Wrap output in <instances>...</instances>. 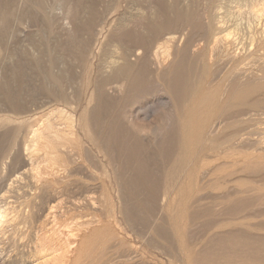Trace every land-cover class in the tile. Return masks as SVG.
I'll return each instance as SVG.
<instances>
[{"label":"rangeland","instance_id":"1","mask_svg":"<svg viewBox=\"0 0 264 264\" xmlns=\"http://www.w3.org/2000/svg\"><path fill=\"white\" fill-rule=\"evenodd\" d=\"M146 1H148V3L141 2V4L143 5L146 4L144 5V7L145 6L149 7L150 5H152L153 8H155L156 14L158 15L156 24L158 26L160 25V27L162 28V30L154 32L153 40L155 41L157 38H160V40L161 39L166 40V38H169L171 35L174 36L173 39L169 41L168 44L171 45L173 51L174 50L176 51L173 52L174 53L172 55L173 57L171 56L173 59L170 60L171 62L173 61V64L175 66H172L171 68L169 66V68L167 67V70L165 68L164 69L165 71H163V74L161 76L162 79L159 80L155 79V74H156L155 68L154 69H152V67L148 68L149 76H151L149 77L150 81L146 80L145 82H141L142 84H140L139 86L137 85L131 90H129L128 88L129 82L125 81L120 90H113L110 89V86H108L103 91L98 90L99 93H97L98 92L96 89L97 83H100L102 80L106 78V77L103 78L104 76L103 63L105 58L104 57L105 55L103 54L106 52H110L111 46L109 45L108 42H113L114 40H116L118 35L122 32L120 30H118V32L116 31V29H119L120 27L118 25L119 22L125 16H128L130 11L132 12V10L134 9L131 0H21V1L0 0V166H1L0 184L3 186L6 181L9 182L8 181L10 179L9 177H12L13 173L19 170L20 167H22L21 166L22 162L17 161L16 158H18L19 154L21 155L22 159L25 158V155L23 154L24 151L23 149L25 146V140H26L25 138L27 137L26 136L27 135L26 125H28L27 122L30 123L36 120L38 117L40 118L45 114V112H47L50 108L56 105H63L69 110L75 109L78 117L83 115V113H84V117L85 116L88 117L90 115L89 114L90 110L96 105V103L100 104L101 100L104 101L108 99L109 101H112L114 99L113 100L114 102H108L110 104V108L108 109V113L106 114V116L104 115L101 118L100 121L101 123L92 125L93 128L92 138L89 137L90 134H88L86 130H83L82 128L79 130L80 136L82 137L84 142L83 145H85L82 149L83 152L81 153L83 155L84 161H86V166L90 170H88L87 167H85V165L81 166L83 170L82 168L79 170L78 177L80 176L82 177V178L79 177L80 180L83 181L86 179V181L81 182L77 179L78 177L76 178V176H73L74 181L69 182V185L71 184V187L68 185V191L69 192L70 191L73 192L75 190L76 191L79 190V191L78 193L76 191L75 193L70 192L71 194L67 192L69 193V195L72 196L78 195L79 192H82V196H81L82 198L84 197L83 195L86 194L85 197L83 198V202L85 205L87 204L86 202L89 203L88 200L89 196L95 198L96 204L98 202L100 203V200H102L103 197L105 200L107 198L106 204L105 201L104 202L101 201L103 207L99 203L97 205L95 204L96 205L95 208H93V206L90 204L89 206H87L88 205L87 204L85 207L81 208V210L80 209H78L79 211L75 210L74 212H72V214L78 215V213L79 214L84 213V215H90V213L88 212L95 211V214L97 215L99 214L101 217L104 216L105 218L107 216V211L112 210L113 223L112 221L111 223L113 225L111 226L110 224V226L112 228V231H115L113 233H115L116 237L103 240L102 245L95 246L94 253L97 255V258L93 255L94 259L95 260L105 259V261H108V258H113L112 256L116 255V257H118L119 260H116L115 258H113V260L117 261L116 263L120 261L123 263L124 261L123 264H130V263L131 264H189L188 261L191 260L193 264H235V263L255 264L256 262L257 264H259L258 262L264 264V228H262L264 227L263 226L264 225L263 224L264 223V187H263L264 167L263 169L261 168L262 169L261 171L259 169L255 170L254 168L253 171L252 170L250 171V169H252L251 167L248 169L246 168L251 164L249 162L250 160H248L249 157L252 159L253 157H251V154L256 153L255 148L257 147V145L255 143L254 144L256 146L252 145L253 144L252 142H254L256 139L260 137L259 136L260 133H258L256 130L260 129L258 126L261 127L264 126L263 124L260 125V123H256L254 120V118H259L260 117L259 115L262 112H264V110L260 109L262 111L260 112V110L258 109L262 107L264 109V102H263L264 91L262 90V93L260 91L254 92L253 94L255 96L252 94L250 97H248L247 99L248 101L247 102L245 101L246 106H242L243 104L242 103L241 105H239L240 106L239 109H237L238 107L234 108L233 106H232L233 109H231L232 107H230L229 109L221 108L220 119L218 117L217 120H215L217 122L215 123L214 121L215 124H213L212 129H216L214 128V126L216 127L218 126L217 128L221 127L219 126L220 123H222L221 124L222 127L223 126L224 128L226 127L225 129L224 128L223 129H224V133L225 132L227 133L222 134L221 136L222 140L220 139L222 142L228 139V141L225 142L226 144L224 143L226 146L224 144H222L223 145L222 146L221 141L219 142L216 141L218 144L215 142L217 147L214 144L213 146H215L216 148L213 149V151L209 149L210 145L208 146V148L203 147L201 151L199 149V152L197 151L198 155L196 154V152L195 154L197 156L194 155L196 157V160L195 158H193L194 157L193 156L191 162L188 161L191 164L187 163L186 162L187 160H185L186 155L185 153H183L185 150L180 149L181 137L179 134V129H180L179 116L181 110L185 106L184 104L186 103L188 97L190 101L191 99L190 95L192 94L193 91L195 92V89H197L198 87L196 86L197 84L201 85L202 90L203 89L208 90L214 87L217 88L219 85H221L220 82L222 83L226 82L225 85H222L224 86L223 89L227 88L228 90H231L233 86V85L231 86V81H232L231 77L234 74L231 72V70H233L232 67L234 64L231 60H227V59L220 60V62L218 63L219 65L216 67V69L214 67L213 71H209V69L208 70L204 69L205 67H204L203 59H206L208 61L209 60L208 56H210L209 50L206 47H209L208 44H210L213 41L212 39H214L213 36L215 35V33L217 34L214 37H219L222 34H224L223 32H219V30H217L213 34L212 32L210 33V31H207V24L205 21L206 13L209 12L211 9H213L214 8L213 5L216 3L218 5H222L225 7L235 6L237 5L236 3H241L242 10H247L246 4L248 3V1L241 0L242 1L241 2L239 0L238 2L237 0V2H235L236 1L235 0L234 2H232L233 0H218V2L220 3H218L217 0L216 1L212 0L213 2L211 0H146ZM69 10L70 13L68 15L67 12ZM146 11H149V8H146ZM221 11H224V9H222ZM79 14L81 15V17ZM187 20H189L190 25H187L185 23ZM147 27L148 26H146L145 28ZM84 28L86 31H84ZM128 29L134 31L136 30L138 34L143 32V28L141 29L140 26L135 27L133 24H131ZM69 33H71V36L69 35ZM79 38H81V40ZM71 39L73 41H71ZM83 42L86 44V46L83 44ZM84 46L86 47L85 49ZM189 47L191 50L189 49ZM199 47L200 48L202 47L204 53H206L207 56L194 55L192 49L195 48L196 50L199 49ZM189 50L191 53L189 52ZM207 50L208 52H206ZM257 52L259 54L260 53L263 54L264 45L262 48L261 47L257 48ZM261 54L260 57H258V59L256 58V60L251 58L246 59L243 63V67L242 64L240 65V67L242 68L241 69L242 72L244 71L243 72L244 74H245V69H247L246 72H249L250 70L246 68L247 66L246 64L249 63L248 67L251 66L250 68L254 67L255 64L257 65L262 64V60L264 59L263 57L264 54L263 56ZM202 56H204V58H202ZM262 57L263 59H261ZM259 59L261 61H259ZM138 65L141 66L142 62L139 61L138 64H136L133 68L130 69L132 75L139 74L140 66ZM224 74L225 76L227 74L229 75L228 79L225 82L222 79L224 78L223 77ZM162 82L165 84V86L161 85ZM163 87L165 89H163ZM95 90L97 95L96 93L94 94ZM109 90L110 91L112 90L111 93ZM99 94L100 96H98ZM91 95H93V99H91ZM102 95L104 96L101 97ZM252 96L254 97L252 98ZM105 97H109V98H105ZM70 98H72L73 101ZM99 98H101V100ZM158 101L160 105L158 104ZM162 101L163 103H160ZM164 101L165 102L167 101L166 102L167 105H165L166 103H164ZM254 101L256 102V104ZM122 104L124 105L123 107ZM148 105L151 106L152 108L151 107L149 108ZM258 105H260L261 107L260 106L258 107ZM241 106L243 111L242 109H240ZM250 106L251 108H248ZM139 107L145 108L143 111H146V113H144L143 111L139 112L141 111V109H138ZM134 110L136 111L133 112ZM222 111H224V115L222 114ZM257 112H258L257 114L258 116L255 114ZM143 113L146 115L149 113L148 114L149 117L148 116L146 117V115L144 116ZM165 113L167 115H165ZM119 115L122 118V120L120 119ZM251 115L253 118L249 119ZM131 116L133 117L135 116L134 125L132 122H130L129 117ZM21 120H23L24 123L26 122L24 125L25 127L22 125ZM252 120H254V123H256L258 126L256 124L254 126L252 122L253 128L249 127L251 125ZM122 121H123V125H122ZM246 122H248V124ZM244 123L246 124V126L244 125ZM126 124L127 127H125ZM20 125H22L23 127ZM100 125L101 127L103 126V128H101ZM240 125H243V127H239ZM256 126L258 127V129ZM243 128H246L245 131ZM107 129L108 131H106ZM111 129L112 130L114 129V131L112 132ZM125 129H128L130 131L128 130L126 131ZM253 129H255V132L256 134H258V136L256 134H255L256 136L253 134L255 133L253 132L254 131ZM119 130L121 132L120 134H118ZM115 131H117L118 133ZM124 131H126L128 134ZM236 131L237 133H235ZM248 131H252L251 132L252 134ZM132 132H134L135 135H133L134 133ZM232 132H234L236 135L240 133L241 137L239 134L238 135L239 138L233 139L231 141L230 137L235 135L234 133H233L234 135L231 134ZM247 132L249 133V137L250 135L251 137L253 136L252 139L251 137L249 138L250 140H252V142L249 139H247L248 138ZM242 135L244 137H242ZM245 137L247 142H250L251 144L246 142V140L244 139ZM93 138L96 141L93 140ZM223 138L224 139L227 138V139L224 140ZM253 138H255V140ZM105 139L106 140L111 139L108 145L106 144ZM241 141L243 142L241 143ZM96 143H101L99 145H102V148H104V146L107 145V147L105 146V148L108 150H106L105 148L104 149L110 152L109 157L103 154L104 149L98 147ZM227 145H229L228 146L229 148L227 147ZM230 145L232 146V148L233 147L236 148L230 149ZM110 146H112V148H110ZM250 146H253L255 148ZM223 147L226 148L224 149ZM206 149H209L212 153H210L209 150L208 152ZM226 149H228V152L226 151ZM229 150L233 151L234 159L235 158L237 159L238 156L242 158V159L238 158L240 162V168H236L238 170H235L236 167L235 165H238L239 162L235 163L234 161L232 162L228 161L229 159L228 156L232 153V151L230 153ZM237 150L240 151L241 153L238 152ZM222 151H226L227 153L226 152L221 153ZM181 152L184 154V156L182 157L179 156L182 155ZM218 152L219 154H217ZM246 152H248V156L246 155L247 154ZM125 153L128 155H126ZM228 153L230 154L228 155ZM237 153L238 154L240 153L241 156L240 155L236 156ZM249 153L251 154L249 155ZM244 154L246 156H244ZM225 155H227V157ZM110 156L112 157L110 158ZM126 156H128V158L130 159L129 164L127 165V169L123 168L125 165H122L125 164L124 162L127 159ZM178 156L182 159L178 158ZM222 156H224L223 160H222ZM231 157L232 154L229 160H231ZM109 159L111 160V163H113L114 166L111 164L109 165V161H108ZM148 159L151 160V163L149 161H146ZM225 159L226 161H224ZM183 160H185L187 167ZM180 161L181 163L183 162L184 165L183 164L181 165ZM192 161H194L196 165L192 164ZM88 162L89 164H87ZM206 162L208 163L206 164ZM241 162H244V164L246 163V166ZM146 163L148 165H146ZM229 164H231L232 166ZM115 166L116 167L118 166V168H115ZM181 166L183 168L185 166V169H183ZM193 166H195V168L198 167V170L193 168ZM222 166L223 167L227 166V167L223 168ZM113 168H115L116 171ZM187 168L188 170H186ZM189 169L191 171L194 169L193 170L194 172L192 171L191 173ZM195 172H197V174L199 173V175L195 174ZM118 173L119 175H121V177L118 175ZM187 173H189L190 175L193 174V176H190ZM254 173H256L257 175ZM104 174L106 175L107 180H105L106 177ZM181 174L184 175L181 176ZM216 174L217 175L225 174V175H220V177H218ZM186 175L192 177L191 178L192 180L191 181L187 180V178L190 179V177ZM196 175H197V180L194 181V179H196L194 178V176L196 177ZM223 176H227L228 179L226 177L224 178ZM223 178L226 180L225 183L223 182L224 181ZM75 179H77L78 181ZM87 179L88 181H91L92 179L93 180L91 182H87ZM214 180L215 181L218 180L217 182L219 186L216 182H215V185L217 184L216 186L213 184ZM102 181L103 183H101ZM187 181L193 183L190 184ZM104 182L107 187H105ZM220 182L222 183L221 186L223 184L225 185L221 187ZM73 183L74 186H72ZM81 183H83L84 185L88 183V186L86 184V186L83 185L84 186L83 187ZM75 184H77V186ZM259 184L262 186L261 189L259 188L261 187L259 186ZM255 185L256 187L258 186L259 187L256 188ZM196 186H198V188ZM224 186H226V188H224ZM105 188L107 189L109 188L108 191ZM168 188L170 192L169 190L166 191V189ZM182 188L184 190L181 191ZM214 188L218 189V191L215 190ZM241 188L242 189L245 188L243 189V192ZM86 190L87 192H89V194L85 192ZM105 190L108 192V195L104 194L106 193ZM223 190L224 191L226 190L225 192L228 191V193L230 194L227 195L226 193H224ZM220 191H223L222 193L226 195H222ZM102 192L104 195L102 194ZM167 194L172 195L171 197L178 194L182 195V198L180 199V201H178L179 203L176 202L177 205L179 204L178 206L176 205L175 202L173 203L174 206H172V209L175 210V212L172 213L173 215H168L166 213L169 204V200L166 201L165 199L167 197ZM192 194H195L196 197H194V195ZM216 194L218 196H216ZM69 195L66 194V199L64 200L65 204L63 203V206L64 205L68 206L67 203L69 204V202L71 201L72 197ZM229 195L233 196V198L231 197L233 200L230 199ZM105 196L107 197L105 198ZM67 197H69V199ZM192 197H194V199ZM224 197L226 198L228 197L229 198V199L227 198L228 201ZM183 199L185 203L187 201L186 204L183 202ZM217 200L220 203H218ZM226 201L229 203H227ZM112 204L113 206L115 205V207H113ZM106 205L109 208H107ZM175 205L176 207L179 208H176ZM183 208L185 212L186 211L188 212L185 213ZM82 209H84L83 213H82ZM180 209L183 210L184 214ZM135 211H137V213ZM93 212L91 213V215L94 214ZM214 212L216 213L217 216L215 215ZM180 213L182 214L183 218L182 216H180ZM174 214L180 216L182 219L180 217L177 218V216L174 217ZM185 215H187L188 217L186 218ZM170 216H172L171 217L172 219H170ZM185 220L186 221L188 220L187 221L188 223H186ZM174 221L176 225H178V221H180L178 227L182 225L180 229H183L184 227L185 232L183 230H180L176 225H175L176 229L174 231L173 229L175 226L172 225V222L174 224ZM247 221L250 222L251 224L250 223L248 224ZM255 221H257L258 223H256ZM231 223L232 225H230ZM121 228L126 231L122 230ZM169 228L172 229L169 230ZM178 231L180 233H178ZM174 232L175 234H173ZM176 232L178 235L184 234L185 236V234L186 233L187 234L185 237L181 236L184 238L183 239L181 237H178L176 235ZM172 235L177 237H173ZM185 239H187V242H184L186 241ZM176 240L178 243L176 242ZM117 242L119 246H115L117 245L116 244ZM110 243L113 244L111 245ZM128 243H130V245ZM98 246L100 248H98ZM180 246L181 248H178ZM184 246L187 249L186 252L184 251L185 248ZM110 247L114 251V253H116L118 250L120 251L123 250L121 252L123 254V252L126 250L124 253L126 255L124 254L123 255L127 257H124L123 260H120L123 257L122 254L119 253L120 251L114 254L113 251L110 249ZM128 247L129 249H131L130 251H128L129 250ZM130 247H132L134 250ZM253 247L255 248V250ZM1 248H2V244H0V264H13V259L15 254L13 247L8 246L7 244L6 246L4 245L3 248L4 250ZM248 248L249 249L253 248V249L249 250ZM100 249L102 250L101 252H99ZM180 249H182V252L180 251ZM105 251H107V255L105 254L106 253ZM183 251L185 252V254L183 253ZM252 251H256V254H253ZM247 252H250L249 254L252 255L247 254ZM101 253H103V255ZM257 253L259 254V257H261L260 259L262 261L259 260V257L256 258L257 257L256 255H258ZM129 254L131 255L129 256ZM183 254L184 256H186V258L183 256ZM245 254H247L246 255L247 259L245 257ZM253 255L256 256L255 257L256 261H254L255 259L252 260L254 258ZM251 256L253 257L251 258ZM113 260L112 262L108 261L107 263L110 262L109 264H111L113 263ZM126 260L129 263H126L127 262ZM250 261H253L254 263ZM121 262L119 264H121ZM116 263L114 262V264Z\"/></svg>","mask_w":264,"mask_h":264},{"label":"bare ground","instance_id":"2","mask_svg":"<svg viewBox=\"0 0 264 264\" xmlns=\"http://www.w3.org/2000/svg\"><path fill=\"white\" fill-rule=\"evenodd\" d=\"M21 1V0H20ZM212 1V0H211ZM216 1V0H215ZM235 0H233L232 2H234ZM241 1V0H240ZM244 1V0H243ZM248 3L246 4L247 6V10H242V5L241 3H236L237 5L235 6H229V7H225L222 5H218L217 3L213 5V9H211L209 12L206 13L205 15V21L207 24V31H210V33L212 32L215 33L217 30H219V32H223L224 34H222L219 37H214L217 33H215V35L213 36L214 39H212L213 41L208 44L209 47H206L209 50L210 56L209 60L207 61L206 59H203L204 61V69L209 71H213V68L219 65L218 63L220 62V60H231L233 62V70H231V72L234 74L232 75V81H231V86L232 89L228 90L223 89L225 85V81L228 79L229 75L227 74L225 76L224 74V78L223 81L225 83L220 82L221 85H219L217 88H212V89H208V90H202L201 85L197 84L196 86L197 89H195V92L190 95L191 99L189 101V97L186 101V103L183 105L184 107L181 110L179 119H180V124H179V134L181 137V145H180V149L185 150L183 153H185V157L187 160L186 162L191 164V159L196 157L194 155H198L197 151L199 152V149L201 151V149L203 147L211 149L213 151V149H215L217 146L215 144L216 141H221L222 138V134H225L227 132L224 133V126L222 127V123H220L219 128H217L216 126H214V128L216 129H212L213 128V124H215L217 121V118L221 116V108H226L229 109L230 107H238L237 109H239V105L242 106H246L245 101L247 102L248 97H250L254 92L260 91L262 93V90L264 91V59H263V54H261L263 57L261 59L262 60V64L257 65L254 62V67L250 68L251 66L248 67L249 63L246 64V68L250 69L249 72H246L247 69H245V74L249 73V74H244L242 72V68L240 67V65L242 64L243 67V63L246 59L251 58L256 60V58L258 59V57H260V54L257 52V48H262L264 45V0H247ZM246 1V2H247ZM10 2V1H8ZM141 2H147L148 1H144V0H131V3H133L134 9L132 10V12L130 11L128 16H125L120 22H119V29H116V31L118 32V30L122 31L116 40H114L113 42H108L109 45L111 46L110 48V52H106L103 55H105L104 57V65H103V78L106 77L104 80H102L100 83H97L96 89L97 91H103L104 89H106L108 86H110V89L113 90H120L123 86V83L125 81L129 82L128 88L129 90L133 89L134 87H136L137 85L139 86L140 84H142L141 82H145L146 80H149V69L150 67H152V69L155 68V79L159 80L162 79L161 76L163 74V71H165L164 69L167 67L170 68L172 66H175L173 64V61L171 62L170 60H172L173 58V48L171 47V45H169V41H171L173 39L174 36H170L169 38H166V40L157 38L155 41L153 40L154 38V32L155 31H159L162 30V28L160 27V25L158 26L156 24L157 21V14H156V10L155 8H153L152 5H150L149 7H144V5L146 4H141ZM213 2V1H212ZM218 2V0H217ZM230 2V1H229ZM237 2V0L235 1ZM239 2V0H238ZM242 2V1H241ZM130 3V4H131ZM215 3V2H214ZM220 3V2H218ZM245 3V2H243ZM8 4V3H7ZM136 4V6H135ZM213 4V3H212ZM231 4V3H230ZM224 5V4H223ZM226 5V4H225ZM26 6V5H25ZM148 6V4H147ZM73 7V6H72ZM146 8H149V11H146ZM187 8V7H186ZM16 9V8H15ZM210 9V8H209ZM222 9H224V11H221ZM71 10V8H70ZM70 10L67 12L68 15L70 13ZM93 10V9H92ZM184 10V9H183ZM10 11V10H9ZM73 11V10H72ZM71 11V12H72ZM81 11V10H80ZM202 11V10H201ZM91 12V11H90ZM187 12V11H186ZM188 13V12H187ZM200 13V12H199ZM10 14V13H8ZM91 14V13H90ZM185 14V13H184ZM80 15V14H79ZM83 15V14H82ZM127 15V14H126ZM189 15V14H187ZM7 16V15H6ZM73 16V15H72ZM182 16V15H181ZM69 17V16H68ZM77 17V16H76ZM81 17V15H80ZM178 17V16H177ZM186 17V16H185ZM191 17V16H190ZM199 18V17H198ZM76 19V18H75ZM78 19V18H77ZM172 19V18H171ZM179 19V18H178ZM177 19V20H178ZM185 19V18H184ZM188 19V18H186ZM170 20V19H169ZM174 20V19H173ZM180 21V20H179ZM191 21V20H190ZM245 21V22H244ZM69 23V22H68ZM187 25L189 24V20H187L185 22ZM76 24V23H75ZM89 24V23H88ZM133 24L135 27L140 26L141 29L143 28V32L138 34L136 32V30H131L128 29L129 26ZM117 25V26H118ZM116 26V27H117ZM146 26H148L147 28H145ZM140 29V30H141ZM84 31L85 28H84ZM142 31V30H141ZM77 32V31H76ZM88 32V31H87ZM134 32V33H133ZM46 33V32H45ZM44 33V34H45ZM81 33V32H80ZM84 34V33H83ZM209 34V33H208ZM69 35L71 36V33H69ZM165 35V34H164ZM77 36V35H76ZM84 36V35H83ZM212 36V35H211ZM86 37V36H85ZM72 38V37H71ZM164 38V37H163ZM73 39V38H72ZM71 39V41H73ZM77 39V38H76ZM81 40V38H79ZM89 39V38H88ZM68 41V40H67ZM66 41V42H67ZM77 41V40H76ZM87 41V40H86ZM71 43V42H70ZM138 43V44H136ZM72 44V43H71ZM83 44L86 46V44L83 42ZM196 44V43H195ZM66 45V44H65ZM68 45V44H67ZM81 45V44H80ZM205 45V46H208ZM78 46V45H77ZM84 46V49L86 48ZM64 47V46H63ZM68 47V46H67ZM108 47V46H107ZM180 47V46H179ZM106 48V46H105ZM176 48V47H175ZM183 48V47H181ZM79 49V48H78ZM190 49V47H189ZM205 49V48H204ZM69 50V48H68ZM177 50V49H176ZM181 50V49H179ZM188 50V49H187ZM191 50V49H190ZM189 50V52H190ZM194 55L200 56V55H204L207 56L206 53H204V50L202 49V47L199 49H192ZM203 50V52H202ZM208 50L206 52H208ZM261 50V49H260ZM109 51V50H108ZM81 52V51H80ZM176 52V51H175ZM191 53V52H190ZM202 53V54H201ZM183 54V53H182ZM209 55V54H208ZM259 55V56H258ZM71 56V55H70ZM172 56V57H171ZM204 56H202V58H204ZM171 57V58H170ZM103 58V57H102ZM206 58V57H205ZM180 59V58H179ZM191 60V59H190ZM202 60V59H201ZM200 60V61H201ZM141 61L142 65H138L140 66L139 70V74L138 75H132L130 69L133 68L136 64H138V62ZM259 61H261L259 59ZM230 62V61H229ZM252 62V61H251ZM223 63V62H222ZM260 63V62H259ZM189 64V62H188ZM198 64V63H197ZM257 65V66H256ZM189 66V65H188ZM102 67V66H101ZM181 67V66H180ZM185 67V66H184ZM222 67V66H221ZM224 67V66H223ZM229 67V66H228ZM227 67V68H228ZM138 70V71H139ZM179 70V69H178ZM177 70V71H178ZM220 70V69H219ZM227 70V69H226ZM175 71V70H174ZM186 71V70H185ZM228 71V70H227ZM172 72V71H171ZM183 73V72H182ZM213 75V74H212ZM222 75V74H221ZM209 76V75H208ZM183 77V75H182ZM197 77V76H196ZM212 77V76H211ZM56 78V77H55ZM101 78V77H99ZM102 78V79H103ZM188 78V77H187ZM143 79V80H140ZM205 79V78H204ZM164 80V79H163ZM170 80V79H169ZM203 80V79H202ZM208 80V79H207ZM97 81V80H95ZM161 81V80H160ZM212 81V80H211ZM159 82V81H158ZM196 82V81H195ZM210 82V81H209ZM149 83V82H148ZM147 83V84H148ZM200 83V82H198ZM202 83V82H201ZM161 84V83H159ZM158 84V85H159ZM204 84V83H203ZM202 84V85H203ZM207 84V83H206ZM212 84V83H211ZM210 84V85H211ZM161 85L165 84L162 82ZM230 85V84H229ZM200 86V88H199ZM206 86V85H205ZM228 86V85H227ZM225 86V87H227ZM7 87V86H6ZM72 87V86H71ZM203 87V86H202ZM208 87V86H207ZM230 87V86H229ZM161 88V87H160ZM168 88V87H167ZM196 88V87H195ZM209 88V87H208ZM24 89V88H23ZM163 89H165L163 87ZM162 89V90H163ZM16 90V89H15ZM17 91V90H16ZM99 91L97 93H99ZM106 91V90H105ZM110 91V90H109ZM112 91V90H111ZM110 91V93H111ZM161 91V90H159ZM166 91V90H164ZM163 91V92H164ZM190 91V90H189ZM14 92V91H13ZM55 92V91H54ZM114 92V91H113ZM96 93V90L94 92V94ZM96 93V95H97ZM101 93V92H100ZM108 93V92H106ZM36 94V93H35ZM73 94V93H72ZM105 94V93H104ZM128 94V93H127ZM13 95V94H11ZM69 95V94H68ZM95 95V96H96ZM187 95V94H186ZM254 95V94H253ZM100 96V94L98 95ZM104 95H102L101 97H103ZM255 96V95H254ZM252 96V98L254 97ZM258 96V95H257ZM13 98V97H12ZM105 98H109V97H105ZM249 98V99H252ZM14 99V98H13ZM72 99V98H70ZM91 99H93V95H91ZM98 99V97H97ZM101 100V98H99ZM111 99V98H110ZM126 99V98H124ZM186 99V98H185ZM263 99V98H262ZM114 100V99H113ZM109 101L101 100V103L98 104L96 103V105L90 110V115L88 117H84V113L83 115H81L80 117L77 116L75 109L73 110H69L66 107H64L63 105H56L52 108H50L47 112H45V114L43 116H41L40 118L36 117L34 121L32 122H27L28 125H26L27 127V137L25 138V146H24V151L23 154L25 155V158L22 159L21 155H18L17 161L22 162L20 169L17 170L16 172L13 173L12 177H9L10 179L8 180L9 182H5L4 185L2 186L0 184V244H2V248H4V245L6 246L8 244V246L13 247L14 249V259H13V264H109L107 263L108 261L113 260V258H115L116 260H119L118 257L112 256L113 258H108V261H105V259H94L93 255L97 258V255L94 253V248L97 245H102L103 244V240L106 239H110L112 237H116L115 236V231H112L111 226L113 225V220H112V210H108L107 211V216L104 218L101 217L99 214H95V211L93 212L94 214L91 215L92 212H88L90 213V215H84L83 210L82 209V213L83 214H72V212H74L75 210L77 211L78 209L81 210V208L85 207L87 204V206L92 205L93 208H95V206L99 203L96 204V200L94 197H90L88 198L89 203L86 202L87 204L85 205L83 202V198L85 197L86 194H84L83 192V198L82 196V192H79L78 195H69L68 191V185L70 181H74V177L76 176V178L79 175V170L82 168L81 166H86V161H84L83 155L81 152H83V147L85 145H83V139L80 136L79 130L82 128L83 130H86L88 134H90V138H92L93 136V128L92 125H96L101 123V118L108 113V109L110 108V104L108 102H114V101ZM159 100V99H158ZM161 100V98H160ZM73 101V99H72ZM167 102V101H166ZM164 101V103H166ZM185 102V101H184ZM255 102V101H254ZM259 102V101H258ZM264 102V101H263ZM160 103H163L160 102ZM253 103V102H252ZM251 103V104H252ZM98 104V105H97ZM124 104V102H123ZM122 104V107L124 106ZM148 104V103H147ZM159 104V101H158ZM248 104V103H247ZM250 104V102H249ZM254 104V103H253ZM256 104V102H255ZM160 105V104H159ZM167 105V103L165 104ZM112 106V105H111ZM163 106V104H162ZM242 106L240 109H242ZM260 105H258L259 107ZM121 107V109H122ZM144 107V106H143ZM143 107H139L138 109H141L142 112L145 108ZM148 107L150 108L151 106L148 105ZM233 107L231 109H233ZM257 107V106H256ZM261 107V106H260ZM152 108V107H151ZM155 108V107H154ZM157 108V107H156ZM245 108V107H243ZM248 108H251L248 107ZM254 108V107H253ZM223 109V110H224ZM259 110L263 109L262 108H258ZM147 110V109H146ZM174 110V109H173ZM255 110V109H254ZM129 111V110H128ZM127 111V112H128ZM136 110H134L133 112H135ZM227 111V110H226ZM225 111V112H226ZM241 111V110H240ZM243 111V109H242ZM120 112V111H119ZM131 112V111H130ZM144 113H146V111H143ZM148 112V111H147ZM177 112V111H176ZM260 112H262L260 110ZM118 113V112H117ZM129 113V112H128ZM132 113V112H131ZM143 113V114H144ZM170 113V111H169ZM178 113V112H177ZM87 114V113H86ZM149 114V113H148ZM144 114V116L146 115V117L149 115ZM222 114L224 115V111H222ZM256 115L258 114L255 113ZM254 114V115H255ZM126 115V114H125ZM165 115H167L165 113ZM177 115V114H176ZM222 115V116H223ZM226 115V113H225ZM264 112H262L259 116V118H254L256 123H260L264 125ZM39 116V115H38ZM258 116V115H257ZM120 117V115H119ZM135 117V116H134ZM133 116L129 117L130 122L133 123L134 125V118ZM168 117V116H167ZM138 118V117H137ZM224 118V117H223ZM253 118L252 115L251 117H249V119ZM88 119V120H87ZM118 119V118H117ZM120 119L122 120V118L120 117ZM146 119V118H145ZM226 119V118H225ZM230 119V118H229ZM248 119V120H249ZM114 120V119H113ZM120 120V121H121ZM231 120V119H230ZM238 120V119H237ZM246 120V119H244ZM254 120L251 121V125L249 127L253 128V125L255 126L256 123H254ZM23 120H21L22 125L24 126L25 123ZM105 121V120H104ZM117 121V120H116ZM129 121V120H128ZM215 121V123H214ZM219 121V120H218ZM223 121V120H222ZM242 121V120H241ZM136 122V121H135ZM170 122V121H167ZM253 122V125H252ZM20 123V124H21ZM112 123V122H111ZM121 123V122H119ZM125 123V122H124ZM235 123V121H234ZM248 124V122H246ZM151 124V123H150ZM171 124V123H170ZM242 124V123H240ZM250 124V122H249ZM20 125V126H22ZM102 125V124H101ZM100 125V127H101ZM104 125V124H103ZM115 125V124H114ZM122 125H123V121H122ZM129 125V124H128ZM136 125V124H135ZM224 125V124H223ZM227 125V123H226ZM233 125V124H232ZM231 125V126H232ZM239 125V124H238ZM244 125L246 126V124L244 123ZM257 125V124H256ZM19 126V127H20ZM22 126V127H23ZM111 126V125H109ZM229 126V125H228ZM258 126V125H257ZM256 126V127H257ZM18 127V128H19ZM25 127V126H24ZM95 127V126H94ZM124 127V126H123ZM127 127V124L126 126ZM129 127V126H128ZM239 127H243V125H240ZM258 127L260 129H258ZM256 130L259 134V138L255 140V138H253L255 141L252 142V140H250L249 138V133L248 132H255V129H253L252 131H248V138L254 145L257 147H253L255 148V152L256 153H249V155L251 154V157H253L252 159L249 157L248 160H250L249 162L251 163L250 166H247L246 168H252L250 169V171L252 170H256L259 169L260 171L263 169L264 167V126H258ZM103 128V126L101 127ZM111 128V127H109ZM108 128V129H109ZM120 128V126H119ZM224 128V129H223ZM236 128V127H234ZM248 128V126H247ZM251 128V129H252ZM255 128V127H254ZM20 129V128H19ZM108 129L106 131H108ZM118 129V128H117ZM231 129V128H230ZM233 129V128H232ZM244 131L246 128H243ZM112 130V129H111ZM124 130V128H123ZM126 131L128 129H125ZM133 130V129H132ZM176 130V129H175ZM20 131V130H19ZM114 131V129L112 130V132ZM124 131V132H126ZM130 131V130H128ZM146 131V130H145ZM92 132V133H91ZM99 132V131H98ZM117 132V131H115ZM144 132V130H143ZM222 132V133H221ZM239 132V131H238ZM107 133V132H106ZM105 133V134H106ZM110 133V132H109ZM118 133V132H117ZM120 130L119 133L120 134ZM127 133V132H126ZM134 133V132H132ZM234 132H232L231 134H233ZM237 133V131L235 132ZM234 133V134H235ZM242 133V131H241ZM245 133V132H244ZM246 133V135H247ZM98 134V133H97ZM100 134V133H99ZM128 134V133H127ZM233 134V135H234ZM240 134V133H239ZM239 134H235L234 136L230 137V140L232 141L233 139H237L239 138ZM252 134V133H251ZM254 135L256 134L253 133ZM87 135V134H86ZM109 135V134H108ZM112 135V134H111ZM117 135V134H116ZM135 135V133L133 134ZM228 135V134H227ZM244 135V134H243ZM242 135V137H244ZM258 136V134H256ZM255 135V136H256ZM99 137V136H98ZM134 137V136H133ZM227 137V136H226ZM241 137V134H240ZM253 137V136H252ZM251 137V139H252ZM95 138V137H94ZM93 138V140H95ZM104 138V137H103ZM109 138V137H107ZM121 138V137H120ZM130 138V137H129ZM228 138V137H227ZM225 138V139H227ZM118 139V138H117ZM157 139V138H156ZM221 139V140H220ZM224 139V138H223ZM224 139V140H225ZM246 140V137L244 138ZM106 140V139H105ZM111 140V139H110ZM110 140H106V144L108 145V143L110 142ZM139 140V139H138ZM136 140V141H138ZM96 141V140H95ZM104 141V139H103ZM114 141V140H113ZM227 140H225L224 142L221 141V145L224 144ZM240 141V140H239ZM244 141V140H243ZM241 141V143L243 142ZM115 142V141H114ZM247 142V140H246ZM103 143V142H102ZM118 143V141H117ZM171 143V142H170ZM217 143V142H216ZM228 143V142H227ZM231 143V142H230ZM229 143V144H230ZM240 143V144H241ZM250 143V142H247ZM256 145H255V144ZM98 147L102 148V145H99L101 143H96ZM113 144V142H112ZM127 144V143H126ZM139 144V143H137ZM136 144V145H137ZM215 144V146H213ZM218 144V143H217ZM226 144V143H225ZM224 144V145H225ZM233 144V143H232ZM231 144V145H232ZM239 144V145H240ZM251 144V143H250ZM105 145V144H104ZM107 145H105L107 147ZM125 145V144H124ZM171 145V144H170ZM230 145V149L236 148ZM235 145V144H234ZM23 146V145H22ZM104 146V148H105ZM128 146V145H127ZM138 146V145H137ZM207 146V147H206ZM223 146V145H222ZM226 146V145H225ZM229 145H227L228 147ZM124 147V146H123ZM249 147V148H250ZM102 148V149H104ZM110 148H112V146H110ZM224 148V147H223ZM226 148V147H225ZM224 148V149H225ZM229 148V147H228ZM106 149V148H105ZM104 149V155L108 156L110 155L109 151H106L108 149L105 150ZM209 149H206L207 151ZM222 149V148H220ZM251 149V148H250ZM82 150V151H81ZM86 150V149H84ZM114 150V149H113ZM138 150V149H137ZM166 150V149H165ZM240 150V149H239ZM248 150V149H247ZM252 150V151H254ZM112 151V150H111ZM125 151V150H124ZM210 151V150H209ZM208 151V152H209ZM219 151V150H217ZM226 151L228 152V149H226ZM226 151H222L226 152ZM230 153L232 150H229ZM235 151V150H234ZM238 151V150H237ZM250 151V150H249ZM103 152V151H102ZM101 152V153H102ZM115 152V151H114ZM136 152V151H134ZM138 152V151H137ZM141 152V151H140ZM180 152V151H179ZM181 152V153H182ZM196 152V154H195ZM215 152V151H214ZM226 152V153H227ZM240 152V151H238ZM131 153V152H130ZM182 153V155H179L180 157L184 156V154ZM203 153V152H202ZM205 153V152H204ZM210 153H212L210 151ZM228 153V155L230 154ZM241 153V152H240ZM240 153L236 154L240 155ZM247 156H248V152H246ZM119 154V153H118ZM126 154V153H125ZM138 154V153H137ZM219 154V152L217 153ZM216 154V155H217ZM232 154L231 160L230 156ZM229 156H228V161H234L239 162L238 158L241 157H237V159H234V155H233V151ZM235 154V153H234ZM128 155V154H126ZM139 155V154H138ZM196 155V156H197ZM244 154V156H246ZM93 156V155H92ZM131 156V155H130ZM136 156V155H135ZM178 156V158H180ZM194 156V157H193ZM220 156V155H219ZM227 157V155H225ZM241 156V155H240ZM107 157V158H108ZM112 156H110L111 158ZM127 159L124 162L125 165L123 168L127 169V165L129 164L130 159L128 158V156H126ZM193 157V158H192ZM222 156V160H223ZM243 157V155H242ZM116 158V157H115ZM139 158V157H138ZM151 158V157H150ZM246 158V157H245ZM15 159V160H16ZM141 159V158H140ZM182 159V158H180ZM179 159V160H180ZM234 159V160H233ZM242 159V158H241ZM240 159V160H241ZM123 160V159H122ZM185 160L184 163H185ZM194 160V161H195ZM92 161V160H91ZM109 165H113V163H111V160L109 159ZM116 161V160H115ZM134 161V160H133ZM138 161V160H137ZM149 161L151 163V160H146ZM182 161V160H181ZM180 161V163H181ZM190 161V162H188ZM192 161V164H195V162ZM226 161V159L224 160ZM8 162V161H7ZM6 162V163H7ZM85 162V163H84ZM113 162V161H112ZM194 162V163H193ZM233 162V165H234ZM247 162V163H249ZM2 163V162H1ZM116 163V162H115ZM208 162H206L207 164ZM244 164V162H241ZM89 164V162L87 163ZM103 164V163H102ZM117 164V163H116ZM183 164V162L181 163V165ZM188 164V166H189ZM4 165V163H3ZM104 165V164H103ZM118 165V164H117ZM146 165H148L146 163ZM184 165V164H183ZM186 167L187 164L185 163ZM196 165V164H195ZM231 165V164H229ZM239 165V167H238ZM238 165H235V170H238L236 168H240V162L238 163ZM246 166V163L244 164ZM249 165V164H248ZM90 166V165H89ZM114 166V165H113ZM120 166V165H119ZM139 166V165H138ZM232 166V165H231ZM242 166V164H241ZM1 167V166H0ZM91 167V166H90ZM143 167V166H142ZM182 167V166H181ZM192 167V166H191ZM197 167V166H196ZM223 167V166H222ZM225 167V166H224ZM223 167V168H224ZM227 167V166H226ZM225 167V168H226ZM244 167V166H243ZM5 168V167H4ZM106 168V167H105ZM115 168H118V166ZM113 168L115 171L116 169ZM149 168V167H147ZM146 168V169H147ZM183 168V167H182ZM193 168H195V166H193ZM229 168V167H228ZM242 168V167H241ZM254 168V169H253ZM262 168V169H261ZM88 169V167H87ZM185 169V166L184 168ZM192 169V168H190ZM189 169V170H190ZM198 170V167L195 168ZM234 169V168H232ZM245 169V168H244ZM246 169V170H247ZM83 170V168H82ZM90 170V169H88ZM119 170V169H118ZM182 170V169H181ZM188 170V168L186 169ZM194 170V169H193ZM192 170V171H193ZM264 170V169H263ZM95 171V170H94ZM97 171V170H96ZM114 171V172H115ZM139 171V170H138ZM147 171V170H146ZM184 171V170H183ZM191 171V170H190ZM189 171V172H190ZM191 171V173H192ZM233 171V170H232ZM241 171V170H239ZM258 171V170H257ZM82 172V171H81ZM91 172V171H90ZM123 172V171H122ZM185 172V171H184ZM194 172V171H193ZM199 172V171H198ZM264 172V171H263ZM109 173V172H108ZM116 173V172H115ZM142 173V172H141ZM186 173V172H185ZM200 173V172H199ZM199 173L197 174V172H195V174L199 175ZM234 173V172H233ZM253 173V172H252ZM121 174V173H120ZM189 174V173H187ZM194 174V175H195ZM219 174V173H217ZM216 174V175H217ZM256 174V173H254ZM253 174V175H254ZM258 174V172H257ZM256 174V175H257ZM105 175V174H104ZM103 175V176H104ZM119 175V173H118ZM184 174H181V176H183ZM190 175V174H189ZM186 175V176H189ZM197 175L196 177L194 176V181L197 180ZM215 175V172H214ZM220 175H225V174H220ZM220 175H217L218 177H220ZM232 175V174H231ZM11 176V175H10ZM84 176V175H83ZM121 177V175H119ZM126 176V175H125ZM124 176V177H125ZM190 176H193L190 175ZM189 176V177H190ZM73 177V178H72ZM80 177V176H79ZM79 177L77 178L79 181L84 182L85 180H80ZM85 177V176H84ZM106 177V175H105ZM199 177V176H198ZM203 177V176H202ZM224 178L227 176H223ZM82 178V177H80ZM96 178V177H95ZM102 178V177H101ZM109 178V177H108ZM139 178V177H138ZM159 178V177H158ZM185 178V177H184ZM192 177H190V179L187 178V180H192ZM222 178V177H221ZM223 178V179H224ZM75 179V180H77ZM217 179V178H216ZM219 179V178H218ZM228 179V178H227ZM77 180V181H78ZM90 180V179H89ZM93 180V179H92ZM91 180V181H92ZM102 180V179H101ZM105 180H107V177L105 178ZM104 180V181H105ZM129 180V179H128ZM132 180V179H131ZM145 180V179H144ZM175 180V179H174ZM220 180V179H219ZM88 181L87 182H91ZM118 181V179H117ZM124 181V179H123ZM204 181V180H203ZM212 181V180H211ZM218 181V180H217ZM214 180V185L215 182L218 184V182ZM223 181V180H221ZM94 182V181H93ZM135 182V181H134ZM167 182V181H166ZM188 182V181H187ZM186 182V183H187ZM224 183L226 182V180L224 179L223 181ZM99 183V181H98ZM103 183V181L101 182ZM109 183V182H108ZM140 183V182H139ZM163 183V182H162ZM168 183V182H167ZM178 183V182H177ZM176 183V185H177ZM180 183V182H179ZM188 183H193V182H188ZM195 183V182H194ZM199 183V181H198ZM252 183V182H251ZM249 183V184H251ZM79 184V182H78ZM82 186L84 185L83 183H81ZM88 186V183H86ZM86 184L84 186H86ZM94 184V183H91ZM97 184V182H96ZM105 184V182H104ZM111 184V183H110ZM189 184V185H190ZM196 184V183H195ZM210 184V183H209ZM216 184V185H217ZM221 182H220V186H221ZM227 184V183H226ZM241 184V182H240ZM77 186V184H75ZM181 185V184H180ZM188 185V186H189ZM215 185V186H216ZM225 185V184H223ZM223 185L221 187H223ZM244 185V184H242ZM246 185V184H245ZM71 187V184L69 185ZM74 186V183L73 185ZM83 186V187H84ZM111 186V185H110ZM195 186V185H194ZM200 186V185H199ZM219 186V184H218ZM248 186V184H247ZM246 186V187H247ZM253 186V185H252ZM259 186H261L259 184ZM258 186V187H259ZM79 187V186H78ZM104 187V186H103ZM102 187V188H103ZM105 187L106 184H105ZM120 187V185H119ZM136 187V185H135ZM198 188V186H196ZM213 187V186H212ZM228 187V185H227ZM239 187V184H238ZM241 187V185H240ZM256 187V185H255ZM256 187V188H258ZM264 187V186H263ZM76 188V187H75ZM87 188V187H86ZM99 188V187H98ZM177 188V187H176ZM175 188V189H176ZM184 188V187H183ZM181 189L184 190V189ZM189 188V187H188ZM200 188V187H199ZM220 188V187H219ZM224 188H226V186H224ZM223 188V189H224ZM260 189L262 188L259 187ZM77 189V188H76ZM84 189V188H83ZM104 189V188H103ZM107 191L108 189L105 188ZM154 189V188H153ZM180 189V188H179ZM178 189V191H179ZM205 189V188H204ZM215 189V188H214ZM213 189V190H214ZM239 189V188H236ZM242 189V188H241ZM245 189V188H243ZM242 189V192H243ZM78 190V189H77ZM94 190V189H93ZM105 190V191H106ZM129 190V189H128ZM168 189H166V191H168ZM174 190V189H173ZM218 191V189H215ZM222 190V189H221ZM227 190V189H226ZM225 190V191H226ZM76 191V190H75ZM75 191L71 192V193H75ZM79 191V190H78ZM78 191H76L78 193ZM82 191V190H81ZM84 191V190H83ZM103 191V190H102ZM104 191V192H105ZM106 191V193H104L105 195H108V192ZM119 191V190H118ZM224 191V190H223ZM223 191H220L221 193ZM227 195L230 194L227 192H225ZM232 191V190H231ZM249 191V190H248ZM69 192V193H67ZM86 193L89 194V192H87V190L85 191ZM123 192V191H122ZM121 192V193H122ZM170 192V190H169ZM168 192V193H169ZM211 192V191H210ZM230 192V191H229ZM70 193V194H71ZM76 193V194H77ZM81 193V194H80ZM178 193V192H177ZM188 193V192H187ZM186 193V194H187ZM232 193V192H231ZM237 193V192H236ZM253 193V192H252ZM66 194H68L69 196L72 197L71 201L69 202V204L67 203L68 206H63L64 200L66 199ZM87 194V195H88ZM91 194V193H90ZM93 194V193H92ZM103 194V192H102ZM101 194V195H102ZM103 194V195H104ZM149 194V192H148ZM173 194V193H170ZM206 194V193H205ZM223 194L222 195H226ZM238 194V193H237ZM247 194V193H246ZM262 194V193H261ZM95 195V194H94ZM195 196V194H192ZM191 195V196H192ZM240 195V194H239ZM237 195V196H239ZM263 195V194H262ZM111 196V195H110ZM172 195H168L165 198L166 201L169 200V204H168V208L166 213L168 215H173L172 213L175 212L174 209H172L173 203L180 201V199L182 198L181 194L175 195L173 197H171ZM186 196V195H185ZM216 196H218L216 194ZM221 196V194H220ZM230 199L233 198V196L229 195ZM228 196V197H229ZM70 197V198H71ZM107 196H105L106 198ZM187 197V196H186ZM185 197V198H186ZM194 197H192L194 199ZM223 197V196H222ZM227 197V198H228ZM232 197V198H231ZM235 197V196H234ZM242 197V196H241ZM246 197V196H244ZM69 199V197H67ZM184 198V199H185ZM200 198V197H199ZM225 199H227L226 197H224ZM237 198V197H236ZM86 199V198H85ZM98 199V197H97ZM104 197L102 198V200H100L101 204L102 202L105 201V204L107 203V198L106 200L104 199ZM113 199V198H112ZM183 199V202L185 203ZM191 199V197H190ZM207 199V198H206ZM218 199V198H217ZM229 199V198H228ZM227 199V201H228ZM263 199V198H262ZM187 200V199H186ZM220 200V199H219ZM222 200V199H221ZM233 200V199H232ZM241 200V199H240ZM69 201V200H68ZM102 201V202H101ZM111 201V200H110ZM190 201V200H188ZM218 201V200H217ZM216 201V202H217ZM226 201V202H227ZM230 201V200H229ZM257 201V200H256ZM115 202V201H113ZM182 202V203H183ZM205 202V201H204ZM225 202V201H224ZM223 202V203H224ZM168 203V202H167ZM176 203V205H177ZM187 203V201H186ZM185 203V204H186ZM190 203V202H189ZM218 203H220L218 201ZM229 203V202H227ZM226 203V204H227ZM65 204V203H64ZM96 204V205H95ZM115 204V203H113ZM112 204V206H113ZM207 204V203H206ZM103 204H101L102 206ZM109 205V204H108ZM175 205V207H176ZM179 205V204H178ZM177 205V206H178ZM183 205V204H182ZM189 205V204H187ZM205 205V204H204ZM217 205V204H215ZM231 205V204H230ZM91 206V207H92ZM107 206V205H106ZM166 206V205H165ZM213 206V204H212ZM90 207V208H91ZM98 207V206H97ZM100 207V206H99ZM103 207V206H102ZM115 207V205L113 206ZM128 207V206H127ZM174 207V208H175ZM182 207V206H180ZM184 207V206H183ZM260 207V206H259ZM107 208H109L107 206ZM164 208V207H163ZM166 208V207H165ZM179 208V207H176ZM175 208V209H176ZM211 208V207H210ZM87 209V208H86ZM89 209V207H88ZM101 209V208H100ZM105 209V208H104ZM133 209V208H132ZM152 209V208H151ZM98 210V209H95ZM107 210V209H106ZM124 210V209H123ZM166 210V209H165ZM179 210V209H178ZM181 210V209H180ZM184 210V208H183ZM183 210L182 213H183ZM188 210V209H186ZM216 210V209H215ZM79 211V210H78ZM90 211V210H88ZM121 211V210H120ZM119 211V212H120ZM129 211V209H128ZM131 211V210H130ZM219 211V210H218ZM215 211V212H218ZM222 211V210H220ZM229 211V210H228ZM101 212V211H99ZM103 212V211H102ZM137 213V211H135ZM180 212V211H179ZM178 212V213H179ZM185 212V210H184ZM188 212V211H186ZM185 212V213H186ZM214 212V213H215ZM76 213V212H75ZM81 213V211H80ZM87 213V214H88ZM98 213V212H97ZM105 213V211H104ZM133 213V212H132ZM253 213V212H252ZM123 214V212H122ZM139 214V213H138ZM184 214V213H183ZM188 214V213H187ZM204 214V213H203ZM220 214V213H219ZM218 214V215H219ZM134 215V214H133ZM179 215V214H178ZM216 215V213H215ZM177 216L174 214V217ZM180 216H182V214L180 213ZM180 216H177V218H179ZM186 218L188 217L187 215H185ZM217 216V215H216ZM117 217V216H116ZM133 217V216H131ZM172 216H170V219ZM224 217V216H223ZM107 218V219H106ZM181 218V217H180ZM183 218V216H182ZM181 218V219H182ZM231 218V217H230ZM236 218V217H235ZM254 218V217H253ZM126 219V218H125ZM180 219V220H181ZM232 219V218H231ZM184 220V219H183ZM250 220V219H249ZM112 221V223H111ZM117 221V220H116ZM186 221V220H185ZM184 221V222H185ZM188 221V220H187ZM186 221V223H188ZM246 221V220H245ZM252 221V219H251ZM254 221V220H253ZM142 222V221H141ZM178 221V225H179ZM197 222V221H196ZM248 222V221H247ZM256 223H258L257 221H255ZM238 223V222H237ZM250 222H248L249 224ZM263 223V222H262ZM111 224V226H110ZM121 224V223H120ZM136 224V223H135ZM145 224V223H144ZM154 224V223H153ZM199 224V223H197ZM241 224V223H240ZM247 224V225H248ZM251 224V223H250ZM261 224V223H260ZM264 224V223H263ZM142 225V223H141ZM171 225V224H170ZM169 225V226H170ZM172 225H176L175 221L174 224L172 222ZM178 225H176L178 227ZM185 225V224H184ZM183 225V226H184ZM187 225V224H186ZM232 225V223L230 224ZM236 225V224H235ZM234 225V226H235ZM243 225V223H242ZM123 226V225H122ZM173 226V227H174ZM176 226L174 227V231L176 229ZM188 226V225H187ZM241 226V225H240ZM253 226V225H252ZM264 226V225H263ZM117 227V226H116ZM120 227V226H119ZM139 227V226H138ZM144 227V226H143ZM151 227V226H150ZM172 227V228H173ZM182 227V225L180 226ZM180 227H178L180 229ZM245 227V225H244ZM249 227V226H248ZM247 227V228H248ZM118 228V227H117ZM124 228V227H122ZM121 228V229H122ZM161 228V227H160ZM171 228V229H172ZM186 228V226H185ZM258 228V227H257ZM264 228V227H262ZM115 229V228H113ZM135 229V228H134ZM144 229V228H143ZM167 229V228H166ZM169 228V230H171ZM178 229V230H179ZM261 229V227H260ZM124 230V229H122ZM154 230V229H153ZM184 231V227L183 229H180ZM179 230V231H180ZM203 230V229H202ZM217 230V229H216ZM227 230V229H226ZM236 230V229H235ZM252 230V229H251ZM259 230V229H258ZM126 231V230H124ZM123 231V232H124ZM157 231V230H156ZM164 231V230H163ZM177 231V230H176ZM178 231V233H180ZM187 231V229H186ZM138 232V231H137ZM185 232V231H184ZM260 232V231H259ZM171 233V232H170ZM182 233V232H181ZM119 234V233H118ZM117 234V236H118ZM164 234V233H163ZM175 234V232L173 233ZM187 234V233H186ZM185 234V236H186ZM121 235V234H120ZM176 235L178 237L184 236L181 234H177ZM210 235V234H209ZM173 236V235H172ZM177 236H173V237H177ZM184 236V237H185ZM244 236V235H242ZM236 237V236H235ZM151 238V237H150ZM183 238V237H181ZM142 239V238H141ZM177 239V238H176ZM184 239V238H183ZM124 240V239H123ZM175 240V239H174ZM182 240V239H181ZM187 242V239H185ZM110 242V241H109ZM121 242V241H120ZM126 242V241H125ZM148 242V241H147ZM177 242V240H176ZM233 242V241H232ZM145 243V242H144ZM178 243V242H177ZM176 243V244H177ZM242 243V242H241ZM251 243V242H250ZM111 244V243H110ZM113 244V243H112ZM111 244V245H112ZM117 245L115 246H119L118 242L116 243ZM130 245V243H128ZM184 244V243H183ZM186 244V243H185ZM188 244V243H187ZM106 245V244H104ZM128 245V246H129ZM132 245V244H131ZM134 245V244H133ZM227 245V244H226ZM109 246V245H108ZM186 246V245H185ZM184 246V247H185ZM225 246V245H223ZM235 246V244H234ZM259 246V245H258ZM122 247V246H121ZM135 247V246H134ZM98 248H100L98 246ZM102 248V247H101ZM104 248V246H103ZM109 248V247H107ZM132 248V247H130ZM178 248H181L178 247ZM240 248V247H239ZM242 248V247H241ZM246 248V247H245ZM254 248V247H253ZM253 248H248L249 250L253 249ZM111 249V247H110ZM114 249V248H113ZM117 249V248H116ZM120 249V248H119ZM129 249V247H128ZM133 249V248H132ZM226 249V248H225ZM4 250V249H3ZM7 250V249H6ZM10 250V249H9ZM8 250V251H9ZM112 250V249H111ZM110 250V251H111ZM131 249H129L128 251H130ZM134 250V249H133ZM178 250V249H177ZM186 247L184 248V251L186 252ZM238 250V249H237ZM240 250V249H239ZM255 250V248H254ZM12 251V250H11ZM102 250L100 249L99 252H101ZM113 251V250H112ZM120 251V250H118ZM117 251V252H118ZM123 251V250H122ZM122 251H120L119 253H121ZM126 251V250H125ZM125 251L123 252V254L125 253ZM180 251L182 252V249H180ZM183 251V253L185 254V252ZM236 251V250H235ZM248 251V250H247ZM258 251V249H257ZM106 255H107V251H105ZM116 252V253H117ZM134 252V251H133ZM234 252V250H233ZM246 252V249H245ZM253 254H256V251H252ZM255 252V253H254ZM104 253V252H103ZM103 253H101L103 255ZM114 253V251H113ZM114 253V254H116ZM127 253V252H126ZM229 253V252H228ZM236 253V252H235ZM244 253V252H242ZM250 252H247V254H249ZM260 253V251H259ZM122 254V253H121ZM120 254V255H121ZM122 254V259L123 260L124 256L126 254L123 255ZM183 254V256H184ZM188 254V253H186ZM245 254V257L246 255ZM258 254V253H257ZM100 255V253H99ZM113 255V254H111ZM131 254H129L130 256ZM241 255V254H240ZM252 255V254H249ZM118 256V254H117ZM128 256V258H129ZM189 256V255H188ZM244 256V254H243ZM254 258L252 260L259 257L258 255H253ZM251 256V258L253 257ZM100 257V256H98ZM110 257V256H109ZM120 257V258H121ZM132 257V256H131ZM142 257V256H141ZM186 258V256H184ZM184 258V259H185ZM196 258V257H195ZM230 258V257H228ZM261 257H259V260ZM133 259V258H132ZM247 259V257H246ZM245 259V260H246ZM250 259V258H248ZM107 260V258H106ZM130 260V259H128ZM190 260V259H189ZM228 260V259H227ZM236 260V259H235ZM244 260V262H245ZM258 260V259H257ZM127 261V260H126ZM132 261V260H131ZM187 261V259H186ZM192 261V260H191ZM188 261L189 264H193V262ZM256 261V259L254 260ZM262 261V260H261ZM116 263L117 261L113 260V263ZM121 262V261H120ZM120 262L116 263L119 264ZM191 262V263H190ZM249 262V261H248ZM253 262V261H250ZM124 263V261H123ZM121 262V264H123ZM126 263H129L128 261ZM254 263V262H253ZM259 264H261L260 262H258ZM131 264V263H130ZM236 264V263H235ZM251 264V263H250ZM257 264V262L255 263Z\"/></svg>","mask_w":264,"mask_h":264}]
</instances>
